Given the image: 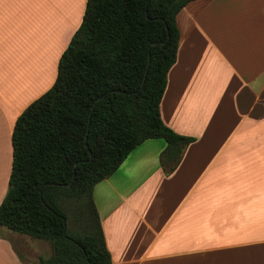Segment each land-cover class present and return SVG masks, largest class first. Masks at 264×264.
Here are the masks:
<instances>
[{
  "label": "crops",
  "instance_id": "obj_1",
  "mask_svg": "<svg viewBox=\"0 0 264 264\" xmlns=\"http://www.w3.org/2000/svg\"><path fill=\"white\" fill-rule=\"evenodd\" d=\"M85 3L0 0V202L15 120L54 83ZM175 20L159 112L193 141L167 174L165 141L146 139L95 184L111 264H264V0H191ZM49 250L0 226V264Z\"/></svg>",
  "mask_w": 264,
  "mask_h": 264
},
{
  "label": "trees",
  "instance_id": "obj_2",
  "mask_svg": "<svg viewBox=\"0 0 264 264\" xmlns=\"http://www.w3.org/2000/svg\"><path fill=\"white\" fill-rule=\"evenodd\" d=\"M190 1L86 0L54 83L16 118L0 226L50 244L37 264H111L95 184L146 139L165 141L167 174L193 141L159 112L176 60V15Z\"/></svg>",
  "mask_w": 264,
  "mask_h": 264
},
{
  "label": "rangeland",
  "instance_id": "obj_3",
  "mask_svg": "<svg viewBox=\"0 0 264 264\" xmlns=\"http://www.w3.org/2000/svg\"><path fill=\"white\" fill-rule=\"evenodd\" d=\"M44 242H46L48 245H49V248H50V250H49V255L51 254V247H50V244L47 242V241H44ZM45 254V253H44ZM48 256V255H47Z\"/></svg>",
  "mask_w": 264,
  "mask_h": 264
},
{
  "label": "water",
  "instance_id": "obj_4",
  "mask_svg": "<svg viewBox=\"0 0 264 264\" xmlns=\"http://www.w3.org/2000/svg\"><path fill=\"white\" fill-rule=\"evenodd\" d=\"M148 64H149V59H148V61H147V66H148ZM86 137V136H85Z\"/></svg>",
  "mask_w": 264,
  "mask_h": 264
}]
</instances>
